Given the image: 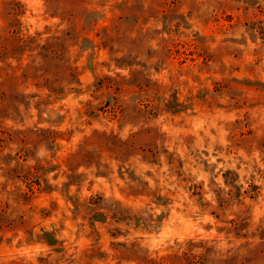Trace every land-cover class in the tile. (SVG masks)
<instances>
[{
    "label": "rangeland",
    "instance_id": "1",
    "mask_svg": "<svg viewBox=\"0 0 264 264\" xmlns=\"http://www.w3.org/2000/svg\"><path fill=\"white\" fill-rule=\"evenodd\" d=\"M0 264H264V0H0Z\"/></svg>",
    "mask_w": 264,
    "mask_h": 264
}]
</instances>
